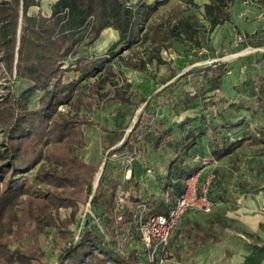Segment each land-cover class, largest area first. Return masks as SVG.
Listing matches in <instances>:
<instances>
[{"label": "trees", "instance_id": "obj_1", "mask_svg": "<svg viewBox=\"0 0 264 264\" xmlns=\"http://www.w3.org/2000/svg\"><path fill=\"white\" fill-rule=\"evenodd\" d=\"M229 1L210 0L205 4L210 28L230 20L229 12L224 10ZM39 2L0 0V63L5 69L0 71V79L5 74L15 75V80L29 83L18 94L12 91L11 84L6 85L8 91L0 100V134L3 135L0 141V264H154L144 260L135 249L126 254L116 250L112 242L105 241L96 229L88 227L81 231L76 242L59 246L54 262H45L40 237L48 229L57 227L63 239L71 238L68 225L74 221L77 203L85 194L84 186L91 185L99 168V163L86 162L78 154L85 145L81 124L86 120L63 114L57 110L58 105L74 97L80 104L81 94L87 89V103L92 106L95 97L103 98L106 94L103 90L106 87L113 91L107 99L133 104L127 94L130 83L121 71L114 70L111 56L118 53L114 51L118 45L124 48L136 41L141 21L160 2L145 4L140 1L132 5L128 0H54L49 14L31 13L30 8L39 6ZM108 27L118 32V38L109 48V56L93 57L78 51L81 44L85 48L93 45ZM183 32L190 38L196 30L189 21H180L160 36H154L152 41H171ZM194 39L199 44V40ZM70 54L75 57V65L64 66ZM121 59L126 67L145 69V60ZM153 59L166 63L158 52L148 61ZM227 67L224 61L205 66L197 89L180 90L172 99L165 100L177 116L187 109L199 108V114L178 121L182 134L176 139L171 138L172 127L158 121L155 110L150 111L149 101L143 98L147 116L138 117L116 150L130 149L138 144L146 158L150 150L166 145L171 156L166 182L158 184L160 191L156 195L144 192L132 176L125 181L122 178L108 181L102 173L92 207L109 225L114 221L118 186L122 185L129 193L123 207L119 208L123 219L117 227L122 229L132 221L135 205L139 202L146 204L148 213L168 210L183 188V179L192 168L188 165L189 157L201 137L209 136V153L215 158L231 153L240 144L241 138L232 140L230 134L241 121L209 124L208 113L213 106L227 102L235 111L264 114V78L253 87L255 105L245 98L228 101L219 95ZM69 70L74 71L75 76L65 80V72ZM94 73L98 74L94 84L90 87L80 84ZM36 91L42 94L37 107L31 108L30 97ZM210 91L212 95L207 94ZM253 137L257 136L253 134ZM114 143L115 140H111L109 146ZM74 147L77 152L73 151ZM105 187L110 191L107 194L103 192ZM60 206H72V212L70 217L57 222L51 208ZM246 235L254 240L240 264H262L264 242L252 233ZM217 239L218 233L207 237V240ZM177 250L175 248L174 252L179 257ZM225 255L229 258L232 252L227 250Z\"/></svg>", "mask_w": 264, "mask_h": 264}, {"label": "rangeland", "instance_id": "obj_2", "mask_svg": "<svg viewBox=\"0 0 264 264\" xmlns=\"http://www.w3.org/2000/svg\"><path fill=\"white\" fill-rule=\"evenodd\" d=\"M140 1L145 4H154L156 1L160 3L155 9L150 10L147 17L141 21L136 41L124 48L118 45L114 49L118 53L111 56L114 70L121 71L130 83L127 94L130 95L133 104L122 103L118 99H107L112 96L113 91L107 90L108 87H106L103 89L106 94L103 98L95 97L92 106H88L89 98L86 89V92L81 94L82 102L80 104L75 101L74 97L68 103L60 104L57 107L58 111L67 116L86 120L81 124L85 145L78 150V154L86 162L99 163L98 171L91 183L95 181L96 175L100 172L103 160L102 152L110 145L111 140H115V144L120 145L138 117L147 116L143 98L149 101L150 111L155 110L156 119L162 121L166 126L172 127L171 138L176 139L182 134V130L177 126L176 119L179 118L175 116L165 100L172 99L174 94L180 90L197 89L201 70L205 66L218 61L227 62L230 73H225L223 92L219 93L225 98L229 86L226 75H236L240 82V88H243L245 94L253 101L255 100L253 87L256 82L264 78V0H230L224 9L225 12H229L230 20L213 29L210 28L205 7V4H208L210 0H128V3L136 5ZM53 2L54 0H40L38 8H33L30 12L41 11L49 14ZM185 20L189 21L196 30V33H192V37L189 38L183 32L171 41L162 43L152 41L154 36H160L174 23ZM22 24L21 21L19 33ZM194 37L199 40V44L196 43ZM111 45L104 50L101 56L110 55ZM88 48L81 44L78 46V51L88 53ZM157 52L166 63H157L155 59L148 61ZM121 58L131 62H136L138 58L145 60V69L138 70V72L142 78V86L146 82L150 84V87L144 86L146 88L143 89L144 91L140 87L137 88L132 82L134 70L124 66ZM97 73L88 76L80 84H87V87H90L96 82ZM181 74H185L184 77H180ZM74 76V71L69 70L65 72L64 79L70 80ZM8 84H11L12 91L18 94L29 83L17 81L5 74V77L0 79V100L8 91L6 89ZM41 94V91L32 94L29 101L31 108L37 107ZM207 94L212 95L213 91ZM254 102L256 103V101ZM228 108L225 102H219L213 106L208 113L209 124L217 122L213 121L215 117H226L229 113L233 114L236 121H241V123L240 127L233 128L230 137L232 140L241 138V142L231 153L210 161L211 163L204 171L214 173L210 187L211 196L215 202L214 210L226 212V216L221 215V218L226 223V251L232 252V255L226 258V264H240L254 240L253 237L246 234L252 233L264 240V114L258 112L251 115L246 112L245 115L237 118L240 115L228 111ZM257 133L259 134L257 135ZM253 134L257 137H253ZM2 136L0 134V141L3 139ZM73 151L77 152V149L74 147ZM149 152L152 153L153 159L146 156V158L137 161L144 169L146 163L152 166L153 171L155 166L157 169L162 165L167 168L171 156L166 145H162L159 150H150ZM143 160L146 163H143ZM159 161L164 162L158 164ZM188 162V165L192 167L193 163ZM192 170L193 168H190L189 172ZM102 173L108 181L120 179L124 174L123 170L112 164L109 167H103ZM155 176L159 182L157 184L163 185L166 182L164 172L156 173ZM85 187L86 185L84 186L85 194L77 203L78 208L74 221L68 225L71 238L63 239L57 227L42 233L40 249L45 251V262H54L59 253V246L68 244V241L78 233L80 218L84 213L87 196L90 192ZM103 192L107 194L110 191L108 187H105ZM51 212L58 222L60 219L70 217L72 206H60L57 209L52 207ZM177 223L172 232L175 231ZM172 232L168 240V254L161 255L164 258L158 264H177L172 261L170 256L169 241ZM158 258L160 259V257ZM180 264L191 263L184 261Z\"/></svg>", "mask_w": 264, "mask_h": 264}, {"label": "built area", "instance_id": "obj_3", "mask_svg": "<svg viewBox=\"0 0 264 264\" xmlns=\"http://www.w3.org/2000/svg\"><path fill=\"white\" fill-rule=\"evenodd\" d=\"M74 65L75 57L70 54L64 66ZM0 71H5L2 63H0ZM226 72L230 73L228 67ZM13 78L15 79V75ZM120 145L114 143L103 150L100 172L96 175L95 181L90 186L86 185L85 187L90 192L87 196L84 213L80 218L79 231L71 241H68V244L76 242L84 228H94L104 237L105 241L112 242L116 250L126 254L130 249H135L144 260L158 264L164 258L162 256L168 254L169 236L178 219L184 213L211 212L215 203L210 192L214 173L212 171L206 173L204 169L211 163L210 161L215 160V157L209 152L206 155L200 152L193 153L189 160L193 163V170L183 179V188L168 210L165 213H148L146 204L139 202L135 205L136 211L132 221L126 223L125 228L119 229L118 223L123 219V214L119 208L123 207L129 194L128 191L122 189V185L118 186L116 191L114 221L111 225L94 211L92 205L95 188L101 177L103 167L111 164L117 166L123 170L122 181H125L131 177L127 172L131 170L132 166L137 161L144 159L140 145L136 144L130 149L117 151L116 148ZM142 162L146 163L145 160ZM145 165V171L151 173L153 171L152 166L148 163ZM165 200L167 201V198ZM131 231H133V235H130Z\"/></svg>", "mask_w": 264, "mask_h": 264}, {"label": "crops", "instance_id": "obj_4", "mask_svg": "<svg viewBox=\"0 0 264 264\" xmlns=\"http://www.w3.org/2000/svg\"><path fill=\"white\" fill-rule=\"evenodd\" d=\"M36 7L38 8V6H32L30 8V11ZM117 38L118 32L115 29L111 27L106 28L101 33L99 39L88 48V53L93 57H100L104 50H106ZM133 70V84L137 88L140 87L142 90L146 89L145 87H150V84L146 82L143 84L145 87L142 86V78L138 70ZM226 77H228L229 83L228 90H226V99L228 101H236L238 98H245L246 100H249L252 104L255 105V102L245 94L243 88H240V82L236 75H226ZM221 92H223V90H221L220 93ZM225 103L226 105L228 104L227 102ZM169 107L171 108V106ZM228 111H231L236 115H240L237 118H240L241 116L245 115L246 112H248L247 110L235 111L230 108H228ZM197 114H199V108L187 109L182 112L179 116H175L179 118L176 120L180 121L185 116L192 117ZM225 120H231L233 122H236V117L233 116V114L229 113L226 117L219 116V118L215 117L213 119V121L217 122H224ZM237 127L240 126L238 125ZM238 130L241 129L238 128ZM208 148L209 136L205 135L198 140V144L193 148V153L200 152L201 154H206L207 152H209ZM147 156H150V158L153 159L151 152H148ZM163 162L164 161H159L158 164ZM166 170L167 168L164 165L160 166L159 169H157V167L155 166L154 171H152L151 173H147L144 167L139 162H136L132 166L131 170L127 172V174L132 176L133 179L139 182V185L144 192L146 191L148 193H153L157 195L160 189L158 187V181L155 174L162 172H164L165 174ZM214 207L209 213L186 212L180 217L179 222L177 223V227L175 228V231L172 232L173 234L171 235L169 241V249H171L170 256L172 257L173 262L177 264H180L184 261L191 264H226V223H224L221 218V215H223L224 217L226 216V212H218L220 210H214ZM211 233H218V239L207 240V237ZM261 242H264V240L261 239ZM175 248H178L177 254H179V257L174 252ZM262 264H264V261L262 262Z\"/></svg>", "mask_w": 264, "mask_h": 264}, {"label": "water", "instance_id": "obj_5", "mask_svg": "<svg viewBox=\"0 0 264 264\" xmlns=\"http://www.w3.org/2000/svg\"><path fill=\"white\" fill-rule=\"evenodd\" d=\"M19 31H20V30L18 29V33H19ZM18 43H19V36H18ZM17 48H18V45H17Z\"/></svg>", "mask_w": 264, "mask_h": 264}]
</instances>
